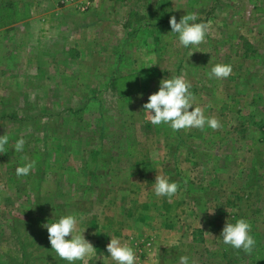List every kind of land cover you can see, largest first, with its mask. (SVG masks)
<instances>
[{
    "label": "rangeland",
    "instance_id": "rangeland-1",
    "mask_svg": "<svg viewBox=\"0 0 264 264\" xmlns=\"http://www.w3.org/2000/svg\"><path fill=\"white\" fill-rule=\"evenodd\" d=\"M33 13V27L0 38V264H68L42 227L68 214L101 238L88 264H116L111 236L136 264H264V0H0L4 27ZM187 13L209 25L190 56L169 24ZM216 63L232 74L209 78ZM182 74L219 130L148 121V96ZM25 157L36 166L18 178ZM161 174L179 184L172 198L154 193ZM239 218L251 255L220 236Z\"/></svg>",
    "mask_w": 264,
    "mask_h": 264
},
{
    "label": "clouds",
    "instance_id": "clouds-1",
    "mask_svg": "<svg viewBox=\"0 0 264 264\" xmlns=\"http://www.w3.org/2000/svg\"><path fill=\"white\" fill-rule=\"evenodd\" d=\"M197 19L196 13L184 14L179 22L175 16L169 18L171 32L178 35L179 44L183 47L195 46V50L189 52L188 56L194 51H200L198 46L205 42L209 29L207 23L196 22ZM231 74V64L216 63L211 67L208 76L209 78L226 79ZM191 87L186 74L161 79L158 90L151 93L143 105L148 121L154 126L166 124L174 133L191 128L203 130L205 126L213 131L219 130L222 125L217 117L206 116L203 108L193 107L195 96L190 91ZM8 143L9 136L7 134L0 135V154L7 151L5 146ZM24 145L25 139L20 137L15 141L13 148L15 152H22ZM25 161L23 166H18L15 169L18 178L28 176L36 166L35 160H28L25 157ZM178 191L179 184L177 182H169V178L162 174L155 176L154 193L157 197L172 198ZM80 219L82 220L83 217ZM42 227L47 229L51 249L68 264H74L76 261H83L84 264H88V260L96 256L95 247L82 234L85 228H78L76 216L63 215L54 222L43 224ZM250 231V223L244 218H239L234 223L226 221L220 236L225 245L251 255L256 240ZM106 248L109 256L116 264H136L137 256L127 242H122L119 238L111 236ZM180 264H189V258L186 255L181 256Z\"/></svg>",
    "mask_w": 264,
    "mask_h": 264
},
{
    "label": "crops",
    "instance_id": "crops-1",
    "mask_svg": "<svg viewBox=\"0 0 264 264\" xmlns=\"http://www.w3.org/2000/svg\"><path fill=\"white\" fill-rule=\"evenodd\" d=\"M34 16H35V13H33L31 16H24L22 18H18L16 21H13V22H12V18L11 17H7L8 19L5 21L7 23L6 24L7 26L4 27V25H0V38H3L5 40H9L10 36L7 37V34H8V32L9 33L12 32V29H13V31L21 30L22 28H23L22 31L23 30L24 31L29 30V27H33V22L36 20L34 18ZM66 21H67V23H66L67 25L70 24V22L68 20H66ZM55 24H56L55 22H53V23L48 22L46 24V26H45V29H48L49 31L52 29L51 30V34L50 35L47 34V37L49 39H53L52 36L55 34L54 33V27H55L54 25ZM43 32L45 33V30ZM0 48H2V47H0ZM9 48H12V47H9ZM9 48H5L4 47L3 49L8 50ZM17 48H20V47L18 46ZM86 190H88V187H86ZM83 192H85V191H83ZM107 233L109 234L108 231H107ZM100 239H94L93 240V243L92 244H93V246L96 249H97V246H100L101 247V240ZM137 264H140V263H137Z\"/></svg>",
    "mask_w": 264,
    "mask_h": 264
},
{
    "label": "trees",
    "instance_id": "trees-1",
    "mask_svg": "<svg viewBox=\"0 0 264 264\" xmlns=\"http://www.w3.org/2000/svg\"><path fill=\"white\" fill-rule=\"evenodd\" d=\"M130 75H134V74L132 73V74H130ZM123 77H124V76H123ZM123 77L121 76V77H116V78H114L115 81H113V83L115 84L116 81H117L118 79H122ZM39 231L41 232V234H44V233L46 232V229H42V228H41ZM43 256L49 258V255H43ZM50 256L53 257V258L57 257V258L59 259V257L56 255V253H54V254L51 253ZM49 259H50V258H49ZM60 259H61V258H60ZM60 259H59V260H60ZM61 260H63V259H61Z\"/></svg>",
    "mask_w": 264,
    "mask_h": 264
}]
</instances>
